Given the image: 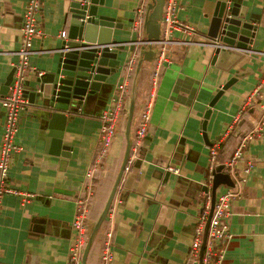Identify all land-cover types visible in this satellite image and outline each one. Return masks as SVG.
Segmentation results:
<instances>
[{
	"label": "crops",
	"instance_id": "0c3cea01",
	"mask_svg": "<svg viewBox=\"0 0 264 264\" xmlns=\"http://www.w3.org/2000/svg\"><path fill=\"white\" fill-rule=\"evenodd\" d=\"M217 1L181 0L178 19L193 30L191 34L176 31L174 36L196 43L168 48L169 61L163 65L153 90L150 85L147 93L154 58L143 60L138 73L127 80L128 86H133L131 95L133 91L138 98L130 139L135 140L149 100L150 113L146 134L140 145L133 146L130 151L127 167L105 218L112 264H198L188 259L197 217L205 202L212 208L217 193L226 187H236L239 195L230 207L232 238L226 245L222 264H264V96L248 104L251 92L264 76V0H223L230 7L233 3L246 7L247 16L254 14L258 22L252 45L254 51L236 67L244 68L248 74L239 78L209 107L219 87L234 72L214 65L212 50L205 44ZM26 2L0 0V88L19 60L16 52L20 47ZM104 2L105 12L122 26L114 29L119 42L145 38L144 28L138 30L135 23L139 0ZM68 4L69 0H42L37 14L39 34L32 42L35 52L28 58L32 69L28 75L31 87H36L34 75L37 71L52 69L54 60L49 50L59 44L61 32L66 33L63 21ZM128 47L126 45L118 56L121 67L106 78L105 89H102L106 98L125 81L124 64L132 53ZM140 48L137 62L143 56L142 51L147 50ZM112 92L106 103L100 98L90 100L80 106L78 112L68 115L70 119L62 138V145L67 147L65 150L52 143L46 144L47 122L42 117L37 98L34 103L27 98L28 104L20 111L18 129L13 137L20 150L12 153L7 185L30 192L34 198L22 201L14 194L3 196L0 264H70L69 251L74 241L71 223L76 201L86 195L89 183L86 172L102 157L97 189L92 197L95 170L88 204L91 217L88 220L87 215V221L92 223L97 216L94 225L125 152L126 117L123 114L104 155H100L101 149L97 150L101 142L100 115L110 107ZM129 103L123 101V109L127 108V112ZM208 108L211 111L206 130H202L203 114ZM256 120L262 122L260 131L248 142L237 164L240 175L247 162L252 168L245 182L237 188L235 179L226 172L225 164L239 139L252 130ZM3 123L4 112L0 107V148ZM226 130H229L227 135ZM214 144H219L220 149L216 165L210 171L209 151ZM217 165H224L222 173L228 174L232 185H219L213 196L212 190L208 189L209 198L206 199L202 186L208 183ZM166 166L178 168L179 173L166 170ZM91 251L86 264H100L101 244H96Z\"/></svg>",
	"mask_w": 264,
	"mask_h": 264
},
{
	"label": "water",
	"instance_id": "95a60500",
	"mask_svg": "<svg viewBox=\"0 0 264 264\" xmlns=\"http://www.w3.org/2000/svg\"><path fill=\"white\" fill-rule=\"evenodd\" d=\"M105 0H69L64 25L65 37L59 44L50 48L49 54L53 57V66L49 71L41 75H34L36 87L29 85L28 75L23 80L24 91L30 103L37 98L43 119L47 122L49 130L46 135V144L65 150L62 138L66 124L73 115L79 111V107L87 104L90 100L96 101L100 98L106 103L112 90L106 96L102 95L105 89L106 78L118 71L121 67L119 54L128 45L129 50H134L130 42H119L114 36V29L122 26L116 18L105 12ZM42 4V0H40ZM165 0H150L147 3L143 28L146 41H158L161 35V18ZM41 9V8H40ZM254 14L247 16L246 7L233 3L230 7L225 1L216 2L213 15L209 24L206 37L212 50V63L227 72L233 69L232 76L222 84L216 92L209 107L215 100L230 88L239 78L248 74L244 68H236L238 64L245 61L250 51H254L252 45L256 36L257 19ZM112 45L110 50L107 46ZM102 46V47H101ZM145 47V46H142ZM143 56L139 58L135 73L137 74L143 60H151L155 54L153 48L148 44ZM225 63H227L225 65ZM225 65V66H224ZM15 68L6 77L0 88V97L4 96L13 83ZM30 76V75H29ZM110 87V85H109ZM37 103V104H38ZM134 111V92L129 103L125 124L126 146L121 167L106 199L104 207L94 223L88 239L86 240L82 253L81 264H86L88 253L92 246L101 224L110 210L118 184L123 171L127 166L130 151V127ZM210 108L203 114L202 130H206V122L209 118ZM206 139V132L203 134ZM208 143V142H207ZM62 155H67L62 153ZM224 165H217L212 174V196L215 189L221 184L232 185V181L226 172ZM202 191L208 193V187L202 186ZM206 196V195H205Z\"/></svg>",
	"mask_w": 264,
	"mask_h": 264
},
{
	"label": "built area",
	"instance_id": "2783aa9c",
	"mask_svg": "<svg viewBox=\"0 0 264 264\" xmlns=\"http://www.w3.org/2000/svg\"><path fill=\"white\" fill-rule=\"evenodd\" d=\"M140 4L135 14V23L138 26V30L143 29V22L145 18L146 3L147 0H139ZM150 1V0H149ZM181 0H165L163 6V14L161 18V35L158 41H146L136 40L128 44L134 45V51H132L127 62L124 64L125 81L117 85L116 90L112 92L110 107L103 111L100 115V137H101V152L102 156L114 135L115 125L123 114V101L127 92L128 86L127 80L130 78L131 72L137 65L138 55L136 54L137 48L141 46H147L148 44L155 51V68L152 74V90L156 87L160 72L165 63L169 61L168 48L173 45H188L193 44L191 40L184 41L175 38L174 33L181 31L184 33H192L193 28L178 19L177 10L180 7ZM41 8L40 0H27L25 9L23 12V23L21 26V39L20 47L16 54L19 57L17 64L15 65V75L12 85L9 87L8 92L0 97V107L4 112V123L2 132V142L0 148V211L1 201L5 194H14L21 197L22 201L34 198V194L30 192H24L19 189L11 188L7 185L8 171L10 168L12 153L19 151L20 147L15 145L13 137L18 129L19 114L20 111L28 104L27 97L24 91L23 80L25 73L32 72L30 68L28 58L35 51L32 49L33 39L39 34L37 26V14ZM65 31H62L60 36L65 37ZM205 44H208L205 42ZM209 45V44H208ZM102 47V46H101ZM110 50L112 45L107 46ZM251 53L253 51H250ZM258 55L262 52H255ZM37 75L43 74V71H37ZM264 96V76L255 86V89L251 92L248 98V104L256 102ZM150 113V100L146 109L141 115L140 124L136 130L134 148L140 145V142L146 134V126ZM252 130L243 135L233 151L231 157L225 164L226 172L235 179L237 188L240 187L246 180V176L250 173L252 164H247L242 168V175L239 174L237 169L238 162L242 159L244 149L248 142L253 139L254 135L260 131L261 120H256ZM229 130H226L227 135ZM259 134V133H258ZM132 146V147H133ZM131 147V149H132ZM220 149L219 144H214L210 147V171H213L214 165H216L217 155ZM98 161L94 162L92 168L86 172V179H89V183L86 187V195L81 197L75 203V213L72 219V229L74 230V241L70 247L69 256L70 264H81L82 253L86 243L87 232V215L89 211V197L91 196V179L94 171L96 170ZM127 167V166H126ZM125 167V169H126ZM166 170L171 171L174 174H178V168L173 166H166ZM211 175V174H210ZM208 189L212 187V176L206 184ZM236 187H226L219 191L214 198L212 208L207 205L202 207L199 213L196 225L194 229L193 239L189 245L188 259L198 264H222V260L225 254V248L227 243L232 238L230 230L229 218L231 215L230 207L232 201L237 198L239 191ZM206 199L209 198V194H205ZM102 264H112V252L109 248L108 242L106 243L102 252Z\"/></svg>",
	"mask_w": 264,
	"mask_h": 264
},
{
	"label": "trees",
	"instance_id": "16d2710c",
	"mask_svg": "<svg viewBox=\"0 0 264 264\" xmlns=\"http://www.w3.org/2000/svg\"><path fill=\"white\" fill-rule=\"evenodd\" d=\"M149 0H147V2H148ZM140 50H141V48L140 47H138L137 48V51H136V54L138 55V57H139V55H140ZM154 59L152 60L153 61V65H151L152 66V71H151V76H150V78H149V83H148V91H147V93H149L150 92V88H151V86L150 85H152V74H153V70H154V68H155V62H156V59H155V56L153 57ZM134 74H135V69L131 72V74H130V78H132L133 76H134ZM132 87L133 86H127V92H126V97H124V102L126 101L127 102V104L129 103V99L132 97V95H133V91H132V95H131V90H132ZM134 100H135V107H134V117H135V114H136V112H137V103H138V98H137V94L136 95H134ZM146 104H147V102H146ZM146 104H145V106H146ZM145 106H143V108L141 109V111L142 110H144V108H145ZM126 110V112H124ZM123 117L125 118L126 117V115H127V108H124L123 109ZM245 115H247V110L245 111ZM239 122V121H238ZM237 122V123H238ZM132 126H133V124L131 125V129H132ZM237 126V125H236ZM132 139V138H131ZM130 139V140H131ZM133 144H134V139H132L131 140V147L133 146ZM101 147H102V143L101 142H99V145H98V148H97V150L99 151L100 149H101ZM104 155V154H103ZM102 155V156H103ZM102 157L100 158V160H99V162H98V165H97V169H96V171H95V176H94V178H93V196L92 197H94V193H95V189H97L96 187H97V183L99 182L98 181V179H97V175H98V173L99 172H101V170H102V167H101V165H102ZM99 163H100V165H99ZM93 199V198H92ZM101 209H102V207L100 208V211H101ZM99 211V212H100ZM98 215V214H97ZM89 216L91 217V214H90V212H88V220H89ZM97 217V216H96ZM96 217L93 219V220H91V222L92 223H90L89 221H87V232H86V240L88 239V236H89V234H90V231H91V229H92V227H93V222L95 221V219H96ZM106 226H107V219H105L104 221H103V223L101 224V226H100V229L98 230V232H97V234H96V236L94 237V240H93V243H92V246H91V249H90V251H89V253L88 254H91V250H92V248L96 245V244H98V243H100L101 244V248H102V251H101V256H100V264H102V252H103V249H104V247H105V245H106V243L108 242V238L106 237V232H107V229H106Z\"/></svg>",
	"mask_w": 264,
	"mask_h": 264
}]
</instances>
